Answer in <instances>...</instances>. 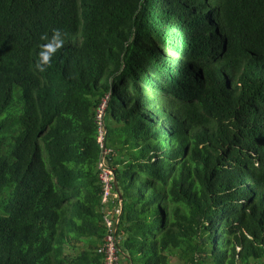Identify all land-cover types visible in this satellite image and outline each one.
Instances as JSON below:
<instances>
[{
	"label": "trees",
	"instance_id": "trees-1",
	"mask_svg": "<svg viewBox=\"0 0 264 264\" xmlns=\"http://www.w3.org/2000/svg\"><path fill=\"white\" fill-rule=\"evenodd\" d=\"M102 160L121 257L264 264V0H0V264H105Z\"/></svg>",
	"mask_w": 264,
	"mask_h": 264
},
{
	"label": "built area",
	"instance_id": "built-area-1",
	"mask_svg": "<svg viewBox=\"0 0 264 264\" xmlns=\"http://www.w3.org/2000/svg\"><path fill=\"white\" fill-rule=\"evenodd\" d=\"M109 98L110 95L107 94L96 110L95 121L98 124L97 141L102 146L105 145L104 116ZM99 166L101 169L99 177L103 183L102 203L105 205V222L108 232L98 251L105 255V264H121V255L117 246L116 235L117 224L121 212L120 201L118 200V204L116 203L112 208L109 206L110 203L114 202L118 197L117 193H113V181L115 176L113 170L107 166L103 160L100 162Z\"/></svg>",
	"mask_w": 264,
	"mask_h": 264
},
{
	"label": "clouds",
	"instance_id": "clouds-1",
	"mask_svg": "<svg viewBox=\"0 0 264 264\" xmlns=\"http://www.w3.org/2000/svg\"><path fill=\"white\" fill-rule=\"evenodd\" d=\"M64 33L61 29H52L51 36L47 32L41 34V43L39 52L37 53V59L35 62V68L37 71L43 73L52 66V58L55 54L64 46Z\"/></svg>",
	"mask_w": 264,
	"mask_h": 264
},
{
	"label": "crops",
	"instance_id": "crops-1",
	"mask_svg": "<svg viewBox=\"0 0 264 264\" xmlns=\"http://www.w3.org/2000/svg\"><path fill=\"white\" fill-rule=\"evenodd\" d=\"M121 264H132L128 257L122 255Z\"/></svg>",
	"mask_w": 264,
	"mask_h": 264
},
{
	"label": "rangeland",
	"instance_id": "rangeland-1",
	"mask_svg": "<svg viewBox=\"0 0 264 264\" xmlns=\"http://www.w3.org/2000/svg\"><path fill=\"white\" fill-rule=\"evenodd\" d=\"M113 188H115V183H114V181H113ZM120 214H121V212H120ZM77 248V247H76ZM76 248L75 249H71V248H69V251L70 252H73V250H74V253L76 252ZM172 257V256H171ZM170 257V258H171ZM172 260H173V262H177V258H175V257H173V258H171Z\"/></svg>",
	"mask_w": 264,
	"mask_h": 264
},
{
	"label": "water",
	"instance_id": "water-1",
	"mask_svg": "<svg viewBox=\"0 0 264 264\" xmlns=\"http://www.w3.org/2000/svg\"><path fill=\"white\" fill-rule=\"evenodd\" d=\"M114 183H115V187H116V183H117L116 179H114ZM119 197L121 198V195H119Z\"/></svg>",
	"mask_w": 264,
	"mask_h": 264
}]
</instances>
